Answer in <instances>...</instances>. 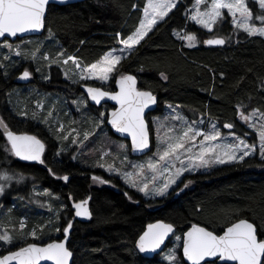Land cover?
I'll return each mask as SVG.
<instances>
[{
    "label": "trees",
    "instance_id": "16d2710c",
    "mask_svg": "<svg viewBox=\"0 0 264 264\" xmlns=\"http://www.w3.org/2000/svg\"><path fill=\"white\" fill-rule=\"evenodd\" d=\"M146 2L84 0L60 6L49 5L43 34L33 36L35 40L29 41L23 49L30 51L40 47L42 53L48 51L52 56L63 51L65 56L75 55L85 63L94 62L107 51L120 47L117 33L126 36L135 30ZM194 2L180 0L169 16L158 23L130 56L122 60L119 72L135 74L140 89L150 90L158 96L159 107L154 114L160 113L167 104L178 105L189 121L199 122L207 118L221 126L232 123L233 129L223 128L254 143L258 141L257 133L240 119L237 106L243 104L246 114L253 109L264 112V37L248 36L243 31L234 30L226 11V19L209 33L188 19L187 10ZM185 31L196 34L201 41L213 35L231 39L222 46L209 47L201 42L195 47H187L173 34ZM26 39L17 38L12 42ZM4 57H0V64L3 65L0 67V116L13 130L37 133L47 143L46 166L21 163L5 152V139L0 129V169L15 171L24 177L22 181L10 182L0 198V209L4 208L0 219L9 221L11 218L15 234L20 233L16 224L22 213L27 216L26 225H49L43 232L38 230L44 236L52 235L56 227L61 229V234L63 227L72 220L69 248L74 252L73 264H169L160 254L153 258L144 257L135 247L146 225L158 219L173 223L177 233L197 223L220 234L222 228L246 218L256 224L260 238H264V158L249 156L243 161L217 167L211 173L188 175L186 181H192L194 186L180 188L173 199L144 200L124 185L120 177H107V171L92 164V159L101 157L105 148L102 133L88 142L95 151L92 156L73 152V147L67 151L66 142L62 143L64 150L60 151L61 139L55 132L57 120L54 116L49 118L50 125L44 130L33 120H25L15 114L21 110L25 96L20 93H24L26 85L33 84L48 92L58 88L55 94L62 98L56 104L59 114L70 108L76 126L93 127L86 121L92 118L96 123L99 108L88 102L89 109H84L88 111L80 113L74 108L71 98V103H67L68 97L77 95L70 91L62 70L56 65L48 67V62L42 59L23 68L18 59L20 57L7 60ZM37 64L42 69L41 75L49 73V79L43 83L38 79ZM24 69L31 71L32 79L29 84L20 85L15 82V77ZM162 72L168 76L167 80L161 78ZM91 84L100 85L97 82ZM63 89L69 94L63 93ZM26 106L24 111L31 113L34 106L28 97ZM149 122L155 129V120L149 118ZM108 131L119 139L111 130ZM124 150L125 147L112 149L104 158L121 164ZM128 152L133 158L129 148ZM49 168L55 175L48 171ZM65 175L70 176L67 182L58 178ZM93 176L108 182H93ZM45 189L51 193L50 196L56 197L50 211L52 214L42 215L38 214L42 210H37V200L40 199L37 193ZM70 196L72 199H69ZM88 197H91V220H73L72 200ZM61 205L68 207L62 209ZM12 211L16 213L9 214ZM29 242L17 241L0 254ZM181 260L185 264L182 255Z\"/></svg>",
    "mask_w": 264,
    "mask_h": 264
},
{
    "label": "snow or ice",
    "instance_id": "6c2138e0",
    "mask_svg": "<svg viewBox=\"0 0 264 264\" xmlns=\"http://www.w3.org/2000/svg\"><path fill=\"white\" fill-rule=\"evenodd\" d=\"M49 0H0V37H17L19 34L28 32H39L45 27V18ZM251 5V6H250ZM177 6V0H147L142 9V18L138 26L126 36L117 33L119 44L122 47L114 48L102 54L94 62L85 63L75 55L65 57L63 51L52 57L47 52H41L40 47H36L28 52L16 51L17 56H24L25 59L47 61L51 64L69 65L65 67L66 78H75L77 81H100L105 83L117 76L115 83L118 91H107L102 87H92L85 85L86 92L91 101L99 105L105 98L115 101L118 108L110 113V119L107 120L117 132L127 133L131 136L132 148L135 151H143L149 148V126L145 120V110L150 105L156 103V96L150 90H140L137 87V78L131 74L119 72V66L122 60L131 55L136 47L151 33L158 23L165 20ZM133 7H137L133 5ZM225 11L231 17V24L236 31H243L248 36L264 37V0H195L191 14L188 19L196 25L206 29L209 33L213 32L214 27L226 19ZM258 22V23H257ZM50 32V30H49ZM179 39L187 42V47H195L198 43L205 45H224L228 39L213 35L211 38L202 41L194 33L174 32ZM4 47L10 51L13 46L5 43ZM5 60L10 56H5ZM0 67H3L0 64ZM39 71V69H37ZM32 73L25 69L19 79L27 80ZM161 78L168 79L165 73H161ZM79 107H87V101L81 99L73 101ZM36 107L43 109V102L38 101ZM171 108L172 106L169 105ZM243 104L237 106V112L241 120L256 130L260 141V155L264 157V112L259 109H253L250 113H245ZM55 107L53 106L43 118L44 123H49V118L53 117ZM174 111V110H173ZM21 116H27V111L18 113ZM33 118L36 113L33 112ZM257 117L259 119H257ZM105 113L99 114V119L95 127L99 128L105 123ZM166 120L180 121L182 127L177 128L174 124L169 125L164 121L157 119V152L145 164L133 165L132 172H124L122 175L131 187L148 195L149 193L163 196L168 189L176 184L177 179L185 172L196 168L207 167L211 164H225L233 161H243L252 151H255L254 145L247 144L240 137H236L238 143L222 142L223 137L216 125L211 126L210 131H204L196 126L197 122H188L182 115L176 114ZM224 128L233 129L232 123H226ZM0 129L5 139L4 149L9 156L19 158L23 161H37L44 164L42 158L45 151V144L36 135L27 132L17 133L12 130L9 124L0 117ZM163 131L161 135V130ZM59 139L69 140L71 143L84 146L96 133L95 131H83L76 128L65 130V126L57 121L55 129ZM66 133V134H65ZM234 135V133H233ZM200 138V139H198ZM124 148V145H120ZM197 148V151H193ZM62 148L60 151H63ZM59 155V152L57 153ZM108 152L101 153V160L108 156ZM75 158V157H73ZM127 160V157H124ZM179 165V166H178ZM97 167L106 168L109 172L119 171L115 163L105 164L97 163ZM48 171L55 175L51 168ZM158 177L164 179L158 181ZM65 182L69 180L67 175L58 177ZM22 174L7 169L0 171V194H3L5 187L12 181H22ZM93 182L107 183L102 177L93 176ZM192 183L189 181L188 184ZM185 184V187L188 186ZM151 185V186H150ZM37 195L50 196L51 193L45 189ZM127 195V194H126ZM69 199H72L70 196ZM91 197L79 201L72 200V209L74 216L80 218H92V212L89 208ZM131 199V197H129ZM67 205H61V208H67ZM57 220L59 214H57ZM51 224V221L49 222ZM49 225H39L33 228L28 235L33 239H38L37 231L43 232ZM72 220L63 227L64 239L53 240L44 245L37 243H27L25 246L18 247L16 250H9L6 254H0V264H42L44 261H50L52 264H70L73 252L67 247V241L71 229ZM26 228L24 221L20 223V230ZM13 230L14 227H13ZM56 232L61 229L56 227ZM222 234H216L198 224H192L189 230L183 233V236H175L177 241H182L179 247L182 248V255L185 264H215L216 260L223 264H264V238L258 236L257 226L248 219L241 218L221 229ZM171 235H175L174 225L157 221L149 223L136 241V248L140 253H156L162 250L165 241ZM14 237L5 225H0V242L11 245ZM206 258H213L208 261ZM165 259L169 264H181L175 248L170 249Z\"/></svg>",
    "mask_w": 264,
    "mask_h": 264
},
{
    "label": "rangeland",
    "instance_id": "374dc122",
    "mask_svg": "<svg viewBox=\"0 0 264 264\" xmlns=\"http://www.w3.org/2000/svg\"><path fill=\"white\" fill-rule=\"evenodd\" d=\"M179 1L180 0H177V4L179 3ZM191 10H192V7L188 8V10H187V15L188 16L191 14ZM26 38L27 39L24 40V41H13L12 42V40L5 39L4 41L0 42V57H1V55L3 57L4 56H10V58L12 59L14 57H17V55L15 54L17 50H20L22 52H24V51L27 52L28 50L27 49H23V47L27 46V44H28L29 41H31V40L34 41L35 39H33V37H30L29 39H28V37H26ZM41 40H43V39H41ZM183 42L187 46V42L186 41H183ZM5 43L12 44L13 48H12L11 51L8 48L4 47ZM120 47H122V45H120ZM47 53H49V52L47 51ZM67 56H65V57H67ZM18 57H20L18 59L20 61V65L23 68H27L29 66L28 64H30V63H32L34 65V62L37 61V60H35V61L32 60L31 61V59H25L24 56H18ZM52 57H55V56H52ZM38 64H37V67H36V72L39 73L38 74V79L39 80H42V81H39V80L38 81L40 83H43V81L49 79V73L46 74V75H44V76L41 75L40 73H41V70L42 69H41L40 66H38ZM53 65H56L57 67H59L62 70V72L64 74V78L67 79V85L70 86V89H71L70 91L71 92H74L73 95H75V94L77 95L76 97H68L67 98V103L68 102L71 103V101L73 103V101H79L81 99L87 101V103H88V99H87L86 95L80 89V87H81L82 84H91L92 82H97L101 86H104V88H106L108 86H110V87L111 86H114L115 87V79H116L115 77L116 76H114L113 79H111L110 81L105 82V83H101L100 81H94V80L73 82V80L75 78L70 79V78H66V76H65V67L71 68L72 67L71 62H69V65H67V66H63L62 64H56V63L51 64V66H53ZM48 67H50L49 64H48ZM37 69H39V71H37ZM114 87L113 88H110V89L111 90H114ZM57 89L58 88H55L51 92H48V91H45V90H43L41 88L35 87L33 84L26 85L23 88L24 93H20V95H22L23 97L25 96V97L23 99L20 98L19 101H18V102H20L21 99L23 100L22 103H21V105H20L21 106V110H19L18 112L24 111V109L27 107L26 106L27 97H28L29 101H32V106H34L33 111L31 113L27 112L28 113L27 116H21L17 112H15V114L18 115V117H20V118H25V120L26 119H29L30 121L33 120L35 124L41 125L43 127V129L45 130V129H48V126L50 125V123H47V124L44 123L43 122V118L47 116L48 111L50 109H52L53 106H54L55 107V111L53 112V116L55 117V119L59 123L64 124L66 133L71 128H76V129L80 130L81 132H83L85 130H87V131L95 130V133L96 134L94 136H92L95 139L97 138V134H99V133L101 134L102 133L101 137H103L102 140L105 142V144H104L105 148L102 150L103 152L110 153V151L112 149H120L121 148L120 145H124L125 146V150L122 153L123 157L121 159V164L115 162L113 159L107 160V159L103 158V160H101V157H95L94 159H92L94 161V163H92V164H95L94 167H97L96 166L97 163H105L107 165V164H111V163L114 162L115 165H116V167H117V169H119V171L109 172V171L106 170V168H101V167H97V168H100L101 170L107 171V177H111V175L112 176H115L117 178L120 177L121 180L123 181L124 185L130 187L136 194H138L144 200L154 201V200L161 199V200H164L165 201V200H167V198H169V199L172 198L173 199L174 197L177 196L178 192L180 191V188H183L185 186V184H188V182L185 179L186 176H188V175H195V174H198V173L199 174L207 173V172L211 173L214 169H216L217 167H220L222 165L232 164V163L239 162V160H238V161H233V162H229V163H225V164H215L214 163V164H211V165H209L207 167H201V168H196V169H193V170H189V171L185 172L182 176H180L177 179L176 184L172 185L168 189V191L165 193V195L159 196V195H155V194H152V193H149L148 195H145L144 193L138 191L137 188L131 187L130 184L126 181L125 177L122 175V173H124V172H132L133 171V167H132L133 165L145 164L157 152V146H158L157 127H158V125L156 124L155 125V129H154V132H155V147H154L153 151L151 153H149L147 156L142 157V158H138V159H136L134 157L131 158V156H130V154L128 152L129 146L127 144V141H125L123 139H120V138L119 139H115L113 137V135L110 134V132L108 131V126L106 124V120H107L108 110L110 109L109 105H104L103 107H100L99 108V111H100L99 114L101 112H103V113H105V117H106L105 123L103 125H101L99 128H96L95 127V123H94V121H93L92 118L89 119V120H87L86 123L93 124V127H89V126L78 127V126H76L74 124V119L75 118L72 115V112H71V109L70 108L67 111L64 112L65 114L64 113L59 114V109L56 107V104L59 101H62V100H60L62 98L58 97L55 94V93H57L55 91ZM28 93H29V96H27ZM63 93H66V94L68 93L69 94V92L67 90H65V89H63ZM70 98H71V101H69ZM38 101L43 102V104H44V108L42 110L41 109H38L36 107ZM73 105H74V108H76L80 113H81V111H86V112L88 111V110H84V109H89L88 106L87 107H84L82 105V106H79L78 107L76 103H73ZM169 105H171L172 107L170 108ZM56 110H58V111H56ZM33 112L36 113V117L35 118H33V115H32ZM176 114L182 115L188 122H191L182 113V111L179 108V106L178 105H173V104H167L166 106H164V109L160 113L153 114L151 116V118H153L155 121L157 119H159V120L164 121L166 124H169V125H173L174 124L177 128H180V127H182V123L180 121L166 120L165 119V118H170L172 116H175ZM98 119H99V116L97 118V121H98ZM257 119H259V118L257 117ZM213 124H215L216 127H217V129H219L221 131L222 137H223L222 142H225V143H238V141L236 140V137H240L247 144L254 145L255 146V151H252L250 153V155L246 156L245 158H247L249 156H255V155H259L261 157V155H260V141H259L258 133L256 132V130H254L253 128L250 127L254 132L257 133V137H258V141H255L253 144H251L244 137L238 136L235 133L233 135V132H227V130H225L223 128V126L219 125L216 121L208 120L207 118H204L202 121L197 122L196 126L199 127L200 129L204 130V131H210L211 130V126ZM165 130L166 129L161 130V135L163 134V131H165ZM69 138L72 139V137H69ZM91 138L88 141H85L84 146H79L77 144H72L71 143V140H62L61 139L60 142H59V147L62 148L63 147L62 146V143L66 142V149H67V151H71L72 150V147H73V152H77L78 154H85L86 156L87 155L88 156H92L95 153V151L88 144V142L91 140ZM198 139H200V138H198ZM197 150H198L197 148H194L193 149L194 152L197 151ZM125 156L127 157V160L124 159ZM261 158H264V157H261ZM131 159H133V161H130ZM129 164L131 165L130 167H129ZM3 170H5V169L4 168L0 169V171H3ZM163 179H164L163 177H158V181L157 182L159 183ZM0 183H3V182L0 181ZM193 186H194V183L192 182V183L188 184V186L186 188H191ZM40 192H43V191H40ZM1 196H2V194H0V198H1ZM38 196H40L39 197L40 199L37 200V202H38V209L37 210L38 211L39 210H42L41 212H38V214H40V213H42V215H44L45 213L52 214L50 211H52V209L54 207V205H53V199L56 196H46L45 198H43L41 195H38ZM3 209L4 208H1L0 209V212ZM14 209H16L15 206H14ZM17 210L20 213H22V210H20L18 208H17ZM14 213H16V212L15 211H12L9 214L14 215ZM21 221H24L25 224L28 222V219H27V216L25 215V213H22L21 214V217H20L19 221L16 224V227L20 231V233L15 234L14 232L16 231V229L14 228L15 230H13L14 221H12L11 218H10L9 221L0 219V225L7 226L8 229H9V231L11 232V234L14 237H16V239L14 240V242L11 245L4 244L3 242H0V251L4 250L6 248H9L11 246H13L17 241H23V242L24 241L47 242L45 240H48V239H56V238L60 237L62 235V233H63L62 232L60 234L59 232H54L52 235L49 234L47 236H44V235L39 234L38 231H37V236L39 238L38 239H33L30 235H28V233L33 228H35V226L34 225H26V228L23 231H21L20 230V223H21ZM184 232H185V230L184 231H181V232H178L175 236H177V235L178 236H183V233ZM21 233H23V235ZM175 236L172 238L170 246H168L164 250V252L160 254V256H161L162 259H165V256L169 252V250L175 248L176 251H177L178 257L180 258L181 264H183L182 263V260H181L182 248L179 247V245L182 243V241H177L175 239ZM63 237H64V235H62V237L60 239H62ZM48 241H50V240H48ZM182 257H183V255H182Z\"/></svg>",
    "mask_w": 264,
    "mask_h": 264
},
{
    "label": "water",
    "instance_id": "95a60500",
    "mask_svg": "<svg viewBox=\"0 0 264 264\" xmlns=\"http://www.w3.org/2000/svg\"><path fill=\"white\" fill-rule=\"evenodd\" d=\"M79 1H84V0H49V4H48V6H47V11H48V7H49V5H65V4H71V3H76V2H79ZM47 11H46V15H47ZM43 32H44V29L43 30H41V31H39V32H28V33H24V34H19L17 37H10V36H7V37H0V42H2V41H4L5 39H7V40H15V39H17V38H26V37H33V36H38V35H41V34H43ZM205 45V44H204ZM206 46H209V47H216V46H222V45H206ZM28 70V69H27ZM24 71V70H23ZM22 71V72H23ZM28 71H30V70H28ZM22 72H20L16 77H15V82H17L18 84H28L30 81H31V79H32V75H31V77L29 78V79H27V80H22V79H19V77H20V75L22 74ZM31 72V71H30ZM128 74H131V75H134V76H136L135 74H132V73H128ZM136 78H137V87L139 88V86H138V77L136 76ZM85 85H88V86H92V87H101V86H96V85H90V84H82L81 85V87H80V89L86 94V96H87V98H88V101L92 104V105H94V106H98V107H100V106H102V105H104V104H110V105H112V107L113 108H111L110 110H109V114H108V117H107V120L108 119H110L111 117H110V113H111V111L112 110H114V108H118L119 107V105L118 104H116V102L115 101H112V100H109V99H107V98H105L104 100H102L101 101V103L99 104V105H97V104H95V102H93V101H91V99L88 97V95H87V92H86V88H85ZM115 86H116V88H115V90H113V91H118L119 89H118V86L116 85V83H115ZM103 88V87H102ZM104 90H107V89H105V88H103ZM140 89V88H139ZM140 90H145V89H140ZM107 91H110V90H107ZM154 94V93H153ZM155 96H156V103L154 104V105H150L149 106V108L148 109H146L145 110V120L148 122V126H149V140H150V146H149V148H147V149H144L143 151H135V150H133V148H132V143H131V136L130 135H128L127 133H120V132H117L116 131V129L115 128H113L109 123H107L108 124V126L110 127V129H111V131L114 133V135H116L117 137H119V138H123V139H125V140H128L129 141V143H130V148H131V153H132V155L133 156H135V157H140V156H144V155H146V154H148V153H150L152 150H153V147H154V143H155V137H154V132L152 131V129H151V127H150V123H149V118H148V116L151 114V113H153V112H156L157 110H158V107H159V98H158V96L156 95V94H154ZM1 117V116H0ZM3 118V117H2ZM4 119V118H3ZM43 158V157H42ZM31 162H34V163H38L37 161H31ZM39 164H41V163H39ZM42 166H46V164L44 163V164H41ZM89 208H90V210H91V205H90V201H89ZM91 212H92V210H91ZM246 219V218H245ZM73 220H80V221H83V222H88V221H90L91 219H87V218H80V217H75L74 216V219ZM249 220V219H248ZM157 221H164V220H161V219H158V220H155V221H152V222H150V223H155V222H157ZM250 222H252V223H254L253 221H251V220H249ZM165 223H170V222H167V221H164ZM149 224V223H148ZM147 224V225H148ZM171 224H173V223H171ZM194 224H197V223H194ZM255 224V223H254ZM147 225H146V227H147ZM174 225V224H173ZM198 225H200V226H202V227H206V226H204V225H201V224H198ZM256 225V224H255ZM190 228V227H189ZM189 228L187 229V230H189ZM207 228V227H206ZM146 229V228H145ZM174 229H175V235H176V233H177V228H176V226L174 225ZM72 230V229H71ZM186 230V231H187ZM208 230H210L209 228H208ZM257 230H258V228H257ZM185 231V232H186ZM210 231H212V230H210ZM216 234H218V233H216ZM220 234H222V233H220ZM70 235H71V232H70V234H69V237H68V241H67V247L69 248V240H70ZM175 235H171L170 234V236L168 237V239L165 241V245H163L162 246V250H159V252H158V254H156V253H140L139 251H138V249H137V251L141 254V255H143L144 257H147V258H153L154 256H156V255H159V254H161L167 247H168V244H169V242H171V240H172V238L175 236ZM219 235V234H218ZM258 236H259V234H258ZM260 237V236H259ZM64 239V237L62 238V239H54V240H63ZM53 240H50V241H48V242H45V243H37V242H29V243H37V244H40V245H44V244H47V243H49V242H52ZM137 241V240H136ZM26 245V244H25ZM25 245H23V246H25ZM21 247V246H20ZM135 247H136V242H135ZM17 249V248H16ZM16 249H14V250H16ZM70 249V248H69ZM71 250V249H70ZM72 251V250H71ZM73 252V251H72ZM4 254H6V253H4ZM208 261H211L213 258H206ZM73 261H74V252H73V257H72V259H71V262H70V264H73ZM215 262H217L218 264H223V262H221V261H219V260H216ZM42 264H52V262H50V261H44V262H42ZM229 264H234V262H229Z\"/></svg>",
    "mask_w": 264,
    "mask_h": 264
},
{
    "label": "flooded vegetation",
    "instance_id": "af4514ba",
    "mask_svg": "<svg viewBox=\"0 0 264 264\" xmlns=\"http://www.w3.org/2000/svg\"><path fill=\"white\" fill-rule=\"evenodd\" d=\"M25 70V69H24ZM20 85H25V84H20ZM114 90H115V87H114ZM104 105H102V106H100V107H103ZM100 107H98V108H100ZM109 111V110H108ZM106 124H107V120H106ZM11 128V127H10ZM12 129V128H11ZM109 129V128H108ZM13 130V129H12ZM15 131V130H14ZM16 132L17 133H20V132H24L23 130H21V131H17L16 130ZM29 134H31L32 132H28ZM31 135H36L39 139H41L42 140V142L43 143H45V151H44V154H43V159H44V161H45V156H46V154H47V143H46V141H44V139L43 138H41L37 133H32ZM19 162H21V163H34V162H31V161H23V160H20L19 158H16ZM46 162V161H45ZM34 164H39V162L38 163H34ZM68 177H70L69 175H67ZM63 177V176H62Z\"/></svg>",
    "mask_w": 264,
    "mask_h": 264
},
{
    "label": "bare ground",
    "instance_id": "6f19581e",
    "mask_svg": "<svg viewBox=\"0 0 264 264\" xmlns=\"http://www.w3.org/2000/svg\"><path fill=\"white\" fill-rule=\"evenodd\" d=\"M31 82V81H30ZM29 84V83H28ZM28 133V132H27ZM29 134V133H28ZM32 134V133H31ZM45 144V143H44ZM46 146V145H45ZM54 240V239H53Z\"/></svg>",
    "mask_w": 264,
    "mask_h": 264
}]
</instances>
